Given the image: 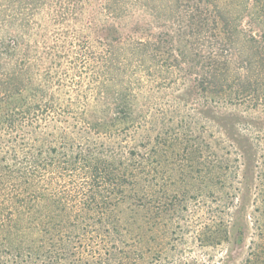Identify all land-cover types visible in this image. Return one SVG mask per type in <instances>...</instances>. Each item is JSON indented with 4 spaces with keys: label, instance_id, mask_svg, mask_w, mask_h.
<instances>
[{
    "label": "trees",
    "instance_id": "obj_1",
    "mask_svg": "<svg viewBox=\"0 0 264 264\" xmlns=\"http://www.w3.org/2000/svg\"><path fill=\"white\" fill-rule=\"evenodd\" d=\"M68 62L90 89L66 86ZM173 70L264 109V0H0V264H140L108 211L151 158L111 147Z\"/></svg>",
    "mask_w": 264,
    "mask_h": 264
},
{
    "label": "rangeland",
    "instance_id": "obj_2",
    "mask_svg": "<svg viewBox=\"0 0 264 264\" xmlns=\"http://www.w3.org/2000/svg\"><path fill=\"white\" fill-rule=\"evenodd\" d=\"M64 67L71 91L92 87L87 68ZM174 77L173 70L170 85H145L149 109L127 136L113 139L118 149L110 146L114 159L151 158L108 211L119 244L140 264H245L264 247V109Z\"/></svg>",
    "mask_w": 264,
    "mask_h": 264
}]
</instances>
